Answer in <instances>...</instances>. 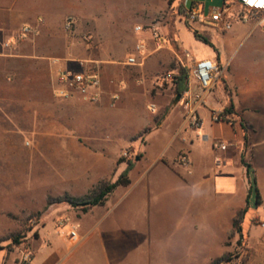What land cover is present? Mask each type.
I'll return each mask as SVG.
<instances>
[{
	"label": "crops",
	"instance_id": "1",
	"mask_svg": "<svg viewBox=\"0 0 264 264\" xmlns=\"http://www.w3.org/2000/svg\"><path fill=\"white\" fill-rule=\"evenodd\" d=\"M130 2L0 0L2 40L15 37L23 27L36 26L37 20H43L38 27V35L11 48L0 45V65L13 67L21 62L30 66L35 73H39V68L44 69L43 75L21 76L15 70L9 71L7 86L10 93H0L1 122L16 124L18 133L30 139V154L41 156L42 163L49 167L51 179L48 181L47 176L44 186L55 189L56 192L51 195L84 197L100 182H115L126 168V163L120 161L121 153L125 147L134 149V157L139 160H135L134 168L129 173L130 184L116 188L103 205L81 211L80 220L95 218L99 227L111 219L112 226L124 227L125 211L131 212L143 206L146 207L145 224L151 228L155 222L163 225L168 219L167 213L176 208L180 212L176 220L179 229H216L215 236L207 240L206 247L212 250L216 247L219 253L210 256L208 262L218 259L232 248L233 244L228 245V242L233 221L239 211L246 209L247 212L249 207L253 194L248 195L249 181L241 163V159H244L251 165L261 197L260 205L256 204L254 222L246 232V240L243 238L249 254L246 264H264L263 31L254 28L252 23H235V32L223 44V51L228 56L224 68L221 52L215 46V56L212 53L203 58L217 63L221 75L212 89L203 94L204 104L198 108L201 128L190 130L183 127L185 110L181 101L175 103L176 96L170 85L172 82H162L160 78L173 72L174 65L194 57L187 54L185 58L175 48L169 49L165 45L157 50L150 33L153 25H144L136 14L128 13L123 5ZM222 2L181 0L179 3L187 10L196 6L194 10L208 14L220 7ZM107 5H111L112 11L118 15L128 13L135 23L134 29L141 27L149 34L148 46L151 50L148 52L146 47V57L143 61L139 60V65L127 66L124 64L126 59L119 61L115 58L116 43L111 42L110 34L105 29ZM67 18L75 20V37L64 30ZM207 23L200 26L208 27ZM164 28L169 30L170 35V23ZM81 35L93 38L90 43L83 41L86 48L90 44V48L112 55L107 54L98 60L89 56L79 58L77 37ZM165 37L172 38L171 35ZM245 41L247 44L242 45ZM233 47H242L237 60L233 58L236 52H232ZM90 60L122 66L121 80L108 82L105 77L102 78V94L97 103H89L81 97L57 98L53 94L56 73L59 70H78L80 61ZM1 74L6 72L2 70ZM19 84L20 90L14 93ZM189 88L194 95L202 93L194 81H191ZM114 96H117L116 100ZM140 98L148 101V119L145 123L135 110ZM151 104L155 106L154 110L149 108ZM14 109H17L18 117L12 115ZM211 111H222L225 119L213 122ZM123 115H128L140 125L123 142L116 144L97 134L110 126L111 121L121 124ZM145 128L148 133L143 140H133ZM0 131L6 134L4 128H0ZM219 142L227 144L225 151L216 149ZM181 154L188 159L187 167L177 163ZM1 179H9V176L3 174ZM168 185L171 186L167 188ZM155 194L161 198L175 194L180 204L173 202L159 207L153 199ZM257 228L262 232H257ZM95 232L102 244L98 254L105 264H122V259L127 257L118 250L119 243L127 239L135 244L142 241L149 243L152 238L151 231L144 235L133 230L102 227ZM82 233L83 240L76 245V250L83 249L94 234ZM134 256L136 254L130 258ZM67 261L50 251L37 253L34 257V264H68Z\"/></svg>",
	"mask_w": 264,
	"mask_h": 264
},
{
	"label": "rangeland",
	"instance_id": "2",
	"mask_svg": "<svg viewBox=\"0 0 264 264\" xmlns=\"http://www.w3.org/2000/svg\"><path fill=\"white\" fill-rule=\"evenodd\" d=\"M179 2L181 0H131L130 3H124L123 7L131 15L134 16L136 14L139 21L143 20L144 25L159 27L163 44L169 49L175 48L185 58L187 54H190L195 59H203L212 53L215 56L213 46L217 47L221 52L223 67L224 62L228 59V56L223 51V44L235 32L237 25L234 23L228 31L221 30L219 26L211 22L206 24L209 28L200 25L189 28L185 23V17L178 11ZM198 10L200 9L198 8ZM128 13L124 12L125 15H118L112 11L111 5L106 7L105 17L107 18V25L105 29L110 34L109 39L111 42L116 43L114 55L119 61H123L129 56H137L136 44L143 43L147 47L148 52L151 50L148 46L150 43L148 41L149 34H147L145 29L135 32V23H133V19ZM168 23H170L172 28L170 33L172 38L166 39L165 36H170L169 30L164 28ZM193 31H197L200 36L207 38L210 41V45L197 40ZM74 32L75 29H73L72 34ZM73 36L75 37L76 34H73ZM82 38L83 35L77 37L79 58H88L89 56L90 59L98 60L107 54L112 55V53H104L94 47L90 48V44L89 48H86L83 45ZM120 40L121 42L118 43ZM246 44L247 41L242 45ZM241 48L233 47L232 52L236 51L233 57L235 60L238 59ZM190 59L186 58L182 61V64H179L189 69ZM98 63L101 79L105 77L108 82L121 80L124 71L121 68L122 66ZM3 66L0 65L1 94L10 93L7 79L11 70H15L21 76L44 74V69L39 68V73H35L32 72L30 66L21 62L15 63L13 67ZM2 70L6 74H1ZM169 75L172 77L173 84V72L169 73ZM172 84L170 85L173 89ZM165 85L169 84L165 83ZM19 86L20 84L14 93L20 90L21 87L19 88ZM146 103H148L146 99L140 98L135 107V110L143 119L142 123H145V120L148 119ZM12 115L18 117L17 109L12 111ZM121 121V124L111 121L110 126L100 130L97 134H101L106 140L109 139L119 144L125 140L128 134L134 132L140 126L139 122L134 121L128 115H123ZM0 128H4L6 133L4 134V131H0V264H24L25 260H28L29 264H34V257L37 253L49 251L58 253V255L67 259L68 264H105V261L98 254L101 252L102 244L99 242V235L95 232L97 228L102 227H108L111 230L120 228L127 231L133 230L144 235L151 231L150 235L152 238L149 243L148 241H142L135 244L127 239V241L118 244V250L122 254L127 255V257L122 259V264H206L210 256L219 253V249H216V247L213 250L206 247L207 240L213 239L216 229L213 227L179 229L176 226V220L180 212L176 208L174 211L167 213L168 219L163 225H161V222H155V226L149 228L145 224L146 207L143 206L131 212L125 211L124 227L112 226L113 220L111 219L99 227L95 218L80 220V208L73 207L68 203L47 206L48 198L55 199L67 195H51L56 192L55 189L44 186L45 178L48 176V181L51 179L49 167L42 163L41 156L30 154L32 150L30 139L18 133L16 124L2 123L0 120ZM147 130L145 128L133 139L143 140V133ZM9 143L10 147H8ZM125 152L129 154L126 158L123 157ZM135 153L134 149L125 147L121 153L120 161L133 160ZM3 174L5 176L8 175L9 179H1ZM170 186L168 185L167 188ZM67 197L79 199L83 196ZM153 199L159 207L167 206V204L173 202L180 204L178 201L179 197L175 194L162 198L155 194ZM255 209L256 199L255 194H253L242 226V236L245 240L247 237L246 232L254 222ZM74 226L79 227L78 234L82 240V232L94 233L92 239L81 250H76V245L82 240L73 243L67 237L69 230ZM257 232H262V229L257 228ZM232 244V248L224 252L220 257L237 251V238L229 237L228 245ZM162 253H164V256H161ZM134 254H136L135 258H130ZM214 260H210L207 264H212Z\"/></svg>",
	"mask_w": 264,
	"mask_h": 264
},
{
	"label": "built area",
	"instance_id": "3",
	"mask_svg": "<svg viewBox=\"0 0 264 264\" xmlns=\"http://www.w3.org/2000/svg\"><path fill=\"white\" fill-rule=\"evenodd\" d=\"M185 20L190 26L202 25L211 22L219 26L221 30L228 31L234 23L249 24L252 23L254 28H258L264 33V0H223L222 5L211 10L208 14L191 9L187 11ZM43 23L42 19L37 20L36 26L23 27L17 36L10 37L6 40L0 39V45L4 48H11L18 42L28 40L38 35L39 25ZM75 26L73 18H67L64 23V30L72 33ZM135 32L142 31L141 27H136ZM152 40L155 42L156 49L163 47L162 36L157 26L150 28ZM92 37L83 36L85 43H90ZM135 50L137 56H131L124 62L127 66L139 65V60L143 61L146 57V47L143 43L136 45ZM189 65V83L188 90L181 96V102L185 110L183 115V127L190 130H198L201 128L202 122L198 115V108L204 104L203 94L208 93L215 82L219 79L221 72L217 63L210 59H190ZM160 80L162 82H172L169 74L163 75ZM194 81L202 91L199 95L192 94L189 85ZM53 94L59 99H72L81 97L89 103H97L102 94V79L99 63L95 61H80L78 70H59L53 84ZM114 100L117 96L113 97ZM151 110L155 109L154 105H150ZM210 117L213 122H220L225 119L222 111H211ZM227 144L219 142L216 146L218 151H225ZM128 153H123V157H128ZM177 163L182 167H187L189 162L184 154L177 158ZM220 163V159L217 160ZM78 226L72 227L68 232V240L77 243L82 240L78 234ZM24 264H29L25 260ZM221 264H241V256L234 258L232 261Z\"/></svg>",
	"mask_w": 264,
	"mask_h": 264
},
{
	"label": "trees",
	"instance_id": "4",
	"mask_svg": "<svg viewBox=\"0 0 264 264\" xmlns=\"http://www.w3.org/2000/svg\"><path fill=\"white\" fill-rule=\"evenodd\" d=\"M196 8V6L191 7V9ZM189 9V10H191ZM179 13L186 17L187 9L180 4L178 8ZM186 25L189 28H192L187 21L185 20ZM194 37L197 40H201L204 43H207L210 45V41L200 36L196 31H193ZM173 89L175 96L177 95H183L188 90V83H189V69L186 67H182L180 64H176L173 66ZM148 133V130L145 131L143 134L145 135ZM135 140V139H133ZM126 168L125 170L119 175L117 180L115 182L110 181H103L97 184L96 187H94L90 193L82 198L75 199L70 198L67 196L60 197V198H48L47 199V206H51L53 204H60V203H68L73 207L80 208L82 212H86L89 209L103 205L106 201L109 195H111L114 190L120 186L125 187L130 184L129 180V173L134 168L135 165V158L133 160L126 161ZM241 163L243 167L246 169L247 177L249 181V191L248 195L255 194L256 204L260 205L261 203V197L258 193V190L256 188V180L252 176L251 171V165L247 163L244 159H241ZM246 214V209L239 211L236 214V217L233 221V227L231 231L230 237L237 238V245L238 249L235 253L232 254H225L222 257L214 260L212 264H221V263H227L232 261L234 258L241 256V264H246L249 261V254L247 253V250L243 244V236H242V223L244 220Z\"/></svg>",
	"mask_w": 264,
	"mask_h": 264
},
{
	"label": "water",
	"instance_id": "5",
	"mask_svg": "<svg viewBox=\"0 0 264 264\" xmlns=\"http://www.w3.org/2000/svg\"><path fill=\"white\" fill-rule=\"evenodd\" d=\"M180 100H181V95H177L175 97V103L179 102ZM135 160L138 161L139 160L138 157H136Z\"/></svg>",
	"mask_w": 264,
	"mask_h": 264
}]
</instances>
